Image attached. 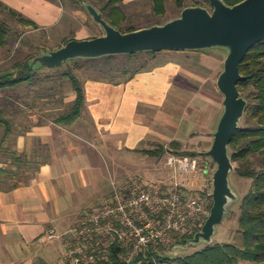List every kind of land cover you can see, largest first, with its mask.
Wrapping results in <instances>:
<instances>
[{
  "label": "crops",
  "instance_id": "obj_1",
  "mask_svg": "<svg viewBox=\"0 0 264 264\" xmlns=\"http://www.w3.org/2000/svg\"><path fill=\"white\" fill-rule=\"evenodd\" d=\"M0 2L7 13L15 11L31 22L18 20L20 29L49 31L66 18L71 38L96 37L82 10L64 14L50 0ZM4 49L0 75L13 72L6 69L12 56ZM217 53H163V61L157 58L153 67L132 78L116 83L87 79L82 82V115L70 126L55 121L75 101L72 87L65 98L44 93L37 100L17 99L15 92L13 97L0 93V106L10 122L9 130L0 127V264H62V244L47 239L46 232L71 228L83 212L99 207L115 184L133 175L169 184L165 160L170 153L194 155L200 161L204 191L210 178L205 171L210 172L214 162L203 154L212 147L223 110L216 81L224 58ZM157 145L166 150L162 159L143 153Z\"/></svg>",
  "mask_w": 264,
  "mask_h": 264
},
{
  "label": "water",
  "instance_id": "obj_2",
  "mask_svg": "<svg viewBox=\"0 0 264 264\" xmlns=\"http://www.w3.org/2000/svg\"><path fill=\"white\" fill-rule=\"evenodd\" d=\"M208 1L210 8L188 6L178 17L163 24L128 33L111 26L94 5L84 2L86 12L101 27L103 35L73 39L56 50H46L29 62L30 72L35 74L45 68L56 69L70 62L109 56L163 51H219L224 54L223 69L216 81V87L223 96V110L213 132L212 147L203 154L217 166L212 176L210 215L198 233L173 247L171 258H179L180 250L199 244L212 245L217 227L240 200L230 179L235 173L230 144L248 105L238 89V84L247 80L240 67L250 49L264 41V0H243L234 6L223 0Z\"/></svg>",
  "mask_w": 264,
  "mask_h": 264
},
{
  "label": "trees",
  "instance_id": "obj_3",
  "mask_svg": "<svg viewBox=\"0 0 264 264\" xmlns=\"http://www.w3.org/2000/svg\"><path fill=\"white\" fill-rule=\"evenodd\" d=\"M68 0H62L67 2ZM73 8H81L84 2L91 3L103 14V18L113 27L123 33L136 31L141 28L163 24L154 22L148 26L129 24L130 17L126 13L125 0H72ZM227 5L234 6L243 0H223ZM168 0H152L155 15L166 14V4ZM180 11L188 6L209 7L208 0H196L192 4L185 0H177ZM8 9L0 2V12ZM14 18L27 25H32L29 20L15 11L8 12ZM92 19V18H91ZM99 26V25H97ZM11 27L2 20L0 16V48L9 45ZM98 37V36H96ZM95 38V37H91ZM74 38L64 40L62 46L66 45ZM60 48V47H58ZM175 51H163L160 53H139L133 55L109 56L97 60H79L75 64L82 65V68H95L99 71L97 77H85L97 81H107L116 83L117 81L132 78L136 74L148 70L154 66L155 60L163 54ZM17 64L18 72L25 67L29 73H21L16 77L15 71L0 75V93L13 96V93L24 83L33 82L37 73L32 74L29 62ZM90 69V68H89ZM241 74L247 78L246 81L238 84V89L247 100L245 116L240 128L236 131L230 144V155L235 165V173L241 178L251 180V186L247 194L240 201V213L231 212L228 221L238 224L239 229L232 234V242L228 244H212L206 246L202 251L191 256L179 258H162V263L167 264H264V41L256 44L248 52L242 62ZM122 75V79L119 78ZM72 83V88L76 94V99L71 108L59 115L56 123L63 126L74 124L82 115L86 97L81 79L70 71L63 76ZM10 128V122L5 118V113L0 106V127ZM144 154L162 159L166 150L164 146L157 145L151 150H144ZM176 155H187L176 152ZM194 156V155H192ZM191 156V157H192ZM210 206L212 207V199Z\"/></svg>",
  "mask_w": 264,
  "mask_h": 264
},
{
  "label": "built area",
  "instance_id": "obj_4",
  "mask_svg": "<svg viewBox=\"0 0 264 264\" xmlns=\"http://www.w3.org/2000/svg\"><path fill=\"white\" fill-rule=\"evenodd\" d=\"M165 168L169 184L133 175L115 184L99 207L83 212L71 228L49 229L46 237L61 242L64 263L167 264L161 259L171 258L175 245L202 229L211 206L201 190L197 158L170 153Z\"/></svg>",
  "mask_w": 264,
  "mask_h": 264
},
{
  "label": "rangeland",
  "instance_id": "obj_5",
  "mask_svg": "<svg viewBox=\"0 0 264 264\" xmlns=\"http://www.w3.org/2000/svg\"><path fill=\"white\" fill-rule=\"evenodd\" d=\"M52 6L57 8H62L64 14L73 10V1L68 0L66 3L62 0H50ZM186 3L192 4L196 0H185ZM210 8V6H209ZM82 10V12L88 13ZM126 13L130 17L129 24L139 25V26H148L154 22L164 23L168 20L178 17L181 14V11L178 7L177 0H168L166 4V14L163 16H157L153 10L152 0H144L138 4H133L125 8ZM0 16L3 21H5L11 27V34L9 36V45L4 49V52L11 54L12 58L7 64L6 69L15 71L16 77L23 73H29L25 67H23L19 72L16 67L17 64L25 63L30 57L40 55L46 50H56L58 47L63 45L64 40L74 37L72 33H66L65 29H68L67 20L63 18L60 24L56 26H51L50 30L41 29L35 31V28L26 29L24 26L20 29L18 27V19L14 18L12 15L5 11L0 12ZM89 17V24L91 27H95V31L92 32L93 36L103 35V31L100 26ZM53 22L49 25H52ZM69 31V30H68ZM66 36V37H65ZM213 53V51H211ZM221 58H225L223 54L217 53ZM163 61L162 55L158 57V63ZM76 62V61H75ZM75 62H70L64 65L61 68L56 69H42L37 72L36 79L31 83H24L15 91L17 99H22V97H30L33 100H37L42 97V94L47 93L48 96L55 98L56 96H61L63 98L68 94L67 88L71 89L72 83L69 80H66L63 76L64 74L73 71L81 79L82 82H85L87 79L85 77H97L100 73L95 68L89 67L84 68L80 67V63L75 64ZM155 63V62H153ZM119 78L122 79V75H119ZM93 80V79H89ZM17 92V93H16ZM64 95V96H63ZM13 97V96H12ZM72 104L67 106V110L71 108ZM135 164L138 163V159L134 161ZM216 164L213 165L212 170L208 171L209 185L204 187V192L206 194H211L213 190L212 176L216 170ZM207 174V173H206ZM231 184L240 197L239 202L235 203L231 208L230 212L240 213V201L247 194L250 186L251 180L241 178L238 175H231ZM211 203V201H210ZM239 229L238 224H233L228 221V216L224 218V221L221 225L217 227V233L213 238V244H228L232 242V234ZM206 247V244H199L189 248L188 250H180L179 257L191 256L197 252L202 251ZM62 264H65L64 262Z\"/></svg>",
  "mask_w": 264,
  "mask_h": 264
}]
</instances>
